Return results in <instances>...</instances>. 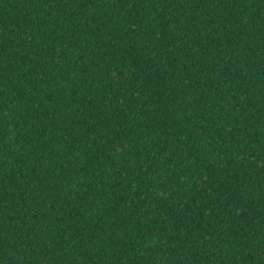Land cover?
<instances>
[{
    "label": "trees",
    "instance_id": "trees-1",
    "mask_svg": "<svg viewBox=\"0 0 264 264\" xmlns=\"http://www.w3.org/2000/svg\"><path fill=\"white\" fill-rule=\"evenodd\" d=\"M0 264H264V0H0Z\"/></svg>",
    "mask_w": 264,
    "mask_h": 264
}]
</instances>
